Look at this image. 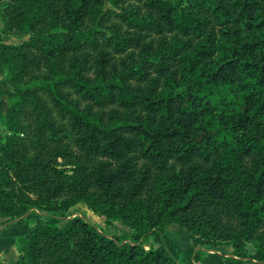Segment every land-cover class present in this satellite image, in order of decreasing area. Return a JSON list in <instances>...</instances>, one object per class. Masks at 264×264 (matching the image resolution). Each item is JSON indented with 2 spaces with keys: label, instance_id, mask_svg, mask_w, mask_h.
<instances>
[{
  "label": "trees",
  "instance_id": "obj_1",
  "mask_svg": "<svg viewBox=\"0 0 264 264\" xmlns=\"http://www.w3.org/2000/svg\"><path fill=\"white\" fill-rule=\"evenodd\" d=\"M111 3L0 0V218L84 204L134 232L48 222L15 264H264V0Z\"/></svg>",
  "mask_w": 264,
  "mask_h": 264
},
{
  "label": "rangeland",
  "instance_id": "obj_2",
  "mask_svg": "<svg viewBox=\"0 0 264 264\" xmlns=\"http://www.w3.org/2000/svg\"><path fill=\"white\" fill-rule=\"evenodd\" d=\"M111 1L112 0H105L107 10L112 7ZM188 1L194 3L201 0ZM23 40L25 39L20 41L9 39L6 43L19 44ZM8 89L10 90L11 88L8 87ZM1 90L3 89L1 88L0 91ZM4 110L6 109L4 108ZM6 134V130L0 127V138H3ZM75 217L80 218L90 225L98 228L109 238L126 235L130 241L131 236L134 234L133 230L124 226L121 222L107 221L104 217L93 213L84 204H77L72 207L67 213L66 220L53 219L47 213L42 211L29 212L22 219H14L11 221L0 218V264H15L19 257V241L21 239L28 240L38 226L48 222L63 225L65 221ZM161 239L163 240L167 250L176 260L182 259L184 252L187 249L192 248L193 245L192 239L187 231L174 224L164 228ZM142 243L146 246L145 249H148L149 247L155 245V237L153 235L144 237ZM250 251L252 252L253 250L250 249ZM230 252L231 250L226 248H205L204 253L201 254V261L199 264H207L208 260V264H216L218 261L217 259L221 254Z\"/></svg>",
  "mask_w": 264,
  "mask_h": 264
},
{
  "label": "crops",
  "instance_id": "obj_3",
  "mask_svg": "<svg viewBox=\"0 0 264 264\" xmlns=\"http://www.w3.org/2000/svg\"><path fill=\"white\" fill-rule=\"evenodd\" d=\"M8 87L9 86H8V84L5 81V72H4V70L2 69V67L0 65V89L1 88L3 89L1 91H9ZM1 91H0V114H3L5 112L4 108L5 109L7 108V100H6L5 96L1 95ZM217 260L218 261H217L216 264H219L220 263V257ZM208 262H209V260L207 261V264H208Z\"/></svg>",
  "mask_w": 264,
  "mask_h": 264
}]
</instances>
